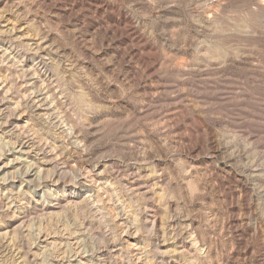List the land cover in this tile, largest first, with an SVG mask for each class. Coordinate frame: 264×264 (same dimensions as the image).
I'll return each mask as SVG.
<instances>
[{
  "label": "rangeland",
  "instance_id": "obj_1",
  "mask_svg": "<svg viewBox=\"0 0 264 264\" xmlns=\"http://www.w3.org/2000/svg\"><path fill=\"white\" fill-rule=\"evenodd\" d=\"M4 166L0 264H264V0H0Z\"/></svg>",
  "mask_w": 264,
  "mask_h": 264
},
{
  "label": "bare ground",
  "instance_id": "obj_2",
  "mask_svg": "<svg viewBox=\"0 0 264 264\" xmlns=\"http://www.w3.org/2000/svg\"><path fill=\"white\" fill-rule=\"evenodd\" d=\"M2 166H3V165H2ZM5 166H6V165H5ZM5 166H4V167H1V168H0V171H5V170H6V167H7V166H6V167H5Z\"/></svg>",
  "mask_w": 264,
  "mask_h": 264
}]
</instances>
